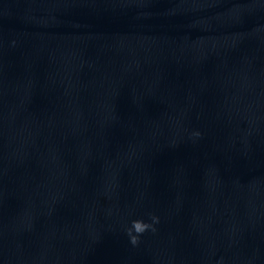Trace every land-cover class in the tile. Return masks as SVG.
I'll return each instance as SVG.
<instances>
[{
  "label": "water",
  "instance_id": "water-1",
  "mask_svg": "<svg viewBox=\"0 0 264 264\" xmlns=\"http://www.w3.org/2000/svg\"><path fill=\"white\" fill-rule=\"evenodd\" d=\"M0 85L29 264H264V0H0Z\"/></svg>",
  "mask_w": 264,
  "mask_h": 264
},
{
  "label": "clouds",
  "instance_id": "clouds-1",
  "mask_svg": "<svg viewBox=\"0 0 264 264\" xmlns=\"http://www.w3.org/2000/svg\"><path fill=\"white\" fill-rule=\"evenodd\" d=\"M193 136H199L200 133L195 131L192 133ZM159 222V217L156 215L150 214V221H145L143 219H134L131 221L129 227L125 229V232L129 238V242L136 246L139 243L140 236L144 234L146 231L155 232V225Z\"/></svg>",
  "mask_w": 264,
  "mask_h": 264
}]
</instances>
